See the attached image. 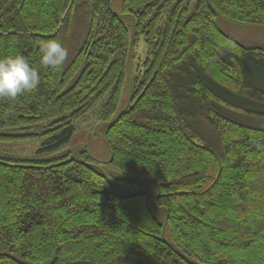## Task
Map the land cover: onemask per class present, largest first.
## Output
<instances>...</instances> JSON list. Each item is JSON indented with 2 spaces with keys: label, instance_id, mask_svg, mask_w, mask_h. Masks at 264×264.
<instances>
[{
  "label": "trees",
  "instance_id": "obj_1",
  "mask_svg": "<svg viewBox=\"0 0 264 264\" xmlns=\"http://www.w3.org/2000/svg\"><path fill=\"white\" fill-rule=\"evenodd\" d=\"M122 12L148 58L113 120L130 41L111 0H0V58L23 55L40 74L35 90L0 98V130H41L0 141L41 140L37 156L52 154L99 108L110 168L139 193L158 183L171 242L145 195H116L86 152L0 155V264H264V130L236 118H264V46L216 23L264 27V0H122ZM49 39L68 50L58 70L39 62Z\"/></svg>",
  "mask_w": 264,
  "mask_h": 264
},
{
  "label": "rangeland",
  "instance_id": "obj_2",
  "mask_svg": "<svg viewBox=\"0 0 264 264\" xmlns=\"http://www.w3.org/2000/svg\"><path fill=\"white\" fill-rule=\"evenodd\" d=\"M111 10L117 15L123 23L126 25L129 34V53L127 60V69L125 75L124 88L122 91L121 101L116 115L122 113L130 104V98L132 94V82L140 77L143 72V64L148 58V51L142 39H136L134 34V23L130 16L125 15L122 12V0H111ZM90 10H87L84 19L79 18L78 26L74 29V33L69 39V45L74 46V50L78 47L82 41L85 29L89 22ZM217 26L219 30L226 36L237 42L244 47H262L264 46V27L244 25L236 22L225 20L221 17H217ZM85 28H84V26ZM72 42L74 43L72 45ZM68 43V40H67ZM243 124L255 128L264 130V118L261 117H236ZM199 124L202 128L209 131V128L204 121L199 120ZM106 124L99 118V108L92 114H90L86 120L75 124V131L69 144L60 148L57 152L52 154H43L37 156V152L42 148L44 141L36 140L33 142H23L22 140L16 141H0V155L9 156L16 159H32L38 157L39 160L47 161L64 154H70L74 159L78 158L81 152H86L89 157L92 158L90 165L104 174L110 181L113 192L121 197H129L131 195H138L143 193L145 195V201L149 205L152 213L158 217L160 212L155 208L157 193V182H145V189L143 191L132 190L129 182L136 179L124 175L109 166L111 159L110 151L106 144V138L104 134ZM41 133V130L34 129L33 131H3L0 130V135L14 136L23 134ZM216 145V142L214 143ZM141 181V180H139ZM163 227L162 238L165 242L170 241V228L166 221H163L158 217Z\"/></svg>",
  "mask_w": 264,
  "mask_h": 264
},
{
  "label": "clouds",
  "instance_id": "obj_3",
  "mask_svg": "<svg viewBox=\"0 0 264 264\" xmlns=\"http://www.w3.org/2000/svg\"><path fill=\"white\" fill-rule=\"evenodd\" d=\"M68 50L58 40L49 39L39 44V62L46 68L58 70L67 60ZM40 83L38 69L23 55L0 58V98L9 100L35 90Z\"/></svg>",
  "mask_w": 264,
  "mask_h": 264
}]
</instances>
